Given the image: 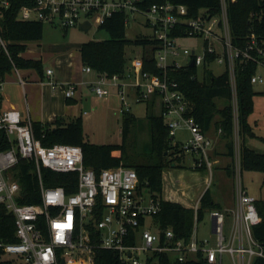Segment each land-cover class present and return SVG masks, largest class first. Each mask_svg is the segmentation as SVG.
Instances as JSON below:
<instances>
[{"label": "built area", "instance_id": "2783aa9c", "mask_svg": "<svg viewBox=\"0 0 264 264\" xmlns=\"http://www.w3.org/2000/svg\"><path fill=\"white\" fill-rule=\"evenodd\" d=\"M228 6L229 0H220L217 13L211 8L193 13L180 0H155L154 3L152 0H33L31 5L20 8L16 20L48 24L68 32L86 22H90L92 28L101 27L116 14L126 16L128 28L136 16L144 17L153 30V36L149 37L151 44L147 46L150 54L140 59L131 58L121 75L96 73L97 81L90 87L101 98L110 95L109 86L117 87L122 96L123 114L131 113L127 98L135 103L154 101L172 144L178 145L186 156L193 157L195 170L204 169L207 191L213 185L217 164L211 155L215 138H220L223 131L219 129L214 137L203 129L195 120L179 81L172 75L189 68L203 74L206 68L225 66L233 93L237 142L236 132L240 137L237 72L247 64H256L258 71L252 77V84L264 82L259 74L264 68V36L252 33L244 48L237 47L233 42ZM10 7V0H0V18ZM187 40H201V44L190 49L185 44ZM0 42V54L15 65L1 33ZM149 56L152 62L148 65L152 63L160 75L146 70L145 59ZM83 71L95 73L89 66ZM45 74L51 88L58 91L54 71L47 69ZM5 84V77L0 75V210L15 218L18 242L0 244L4 250L2 264H94L101 250L117 253L120 264H160V258H170L171 254L177 256L175 262L179 263L254 264L256 259H264V244L254 236V228L262 220L256 199L243 186L237 145V166L233 173L238 190L236 208L208 211L212 218L211 236L201 238L200 199L193 207L191 237L178 238L172 228L162 230L155 221L163 201L178 199L174 183L169 195L165 197L163 191L160 199L150 191L147 181H141L135 168L122 165L98 172L86 166L81 146H45L35 137L33 121L5 106ZM62 89L67 99L75 98L76 88L71 83L62 84ZM180 131L187 132L184 142L176 141ZM22 165L37 176L38 203H21L24 198L20 180ZM44 169L63 176L64 185H48L47 180L56 179L45 178ZM229 216L233 217V222L226 235Z\"/></svg>", "mask_w": 264, "mask_h": 264}, {"label": "trees", "instance_id": "16d2710c", "mask_svg": "<svg viewBox=\"0 0 264 264\" xmlns=\"http://www.w3.org/2000/svg\"><path fill=\"white\" fill-rule=\"evenodd\" d=\"M11 7L0 18V33L7 42L9 52L16 67L35 68L42 75L41 61L26 60L21 54L26 51L29 42H41L44 37V24L20 22L16 20L21 7L31 5L33 0H10ZM155 0H152L154 3ZM186 3L193 13H198L202 8H211L214 13L220 10V0H180ZM229 19L233 42L237 47L244 48L248 37L255 33L264 36V0H229ZM124 14H116L110 18L102 28L110 33L107 41H89L82 45L80 53L84 66L91 67L95 73L107 76L121 75L125 72L130 61L126 57V47L132 44L145 48L151 44L149 37H138L134 41L127 38V25ZM151 56L146 57V70L160 75V71L148 62H152ZM13 63L4 54H0V75L6 76L11 72ZM256 64H247L237 72L238 106H239V136L242 172L264 173V154L256 152L247 145L248 138H256L254 126L250 123V117L254 113L255 97L257 95L252 77L257 73ZM201 72L189 68L173 73V77L179 81L181 90L192 106V114L195 120L206 132L217 133L222 129L220 138L227 141V157L233 158L235 152V124L232 106V88L228 71L216 75L212 68H206ZM196 75V79H193ZM221 101L227 104L220 106ZM148 120L150 124L151 148L139 161L129 160L126 146L123 145H98L86 140L82 119L66 120L57 118L53 124L34 123L35 137L45 145L68 144L81 146L84 151L85 164L100 172L103 169H111L131 163L140 176L142 182H148L150 191L158 198L163 197L164 170L175 164L178 167L184 162L186 155L174 146L169 136L165 121L156 112L154 101L148 102ZM136 122V116L132 113L124 114L123 132L127 138L131 123ZM264 141V139L262 138ZM125 166V165H124ZM28 166H21V183L24 198L21 203L40 202L37 192V176L29 173ZM18 172V166L15 169ZM227 173L233 176V162L227 167ZM204 171V169H202ZM45 178L56 179L54 182L47 180L48 185H64V177L47 169L43 170ZM18 178V173H17ZM49 181V182H48ZM72 192L73 190H68ZM161 212L155 216V221L160 229L172 228L178 238L189 239L194 226V210L186 208L177 202L163 201ZM256 207L261 217V222L254 228L255 238L264 244V195L256 199ZM213 209H221L210 193L205 191L200 200L198 211L199 221H202L206 213ZM15 218L7 211L0 210V244L17 243ZM4 250L0 247V264L3 263ZM94 264H120L117 253L107 250L98 252ZM160 264H204L202 261L179 263L172 262L169 257L160 258ZM254 264H264V259H256Z\"/></svg>", "mask_w": 264, "mask_h": 264}, {"label": "rangeland", "instance_id": "374dc122", "mask_svg": "<svg viewBox=\"0 0 264 264\" xmlns=\"http://www.w3.org/2000/svg\"><path fill=\"white\" fill-rule=\"evenodd\" d=\"M127 38L134 41L140 36H153V30L146 24V19L142 16H136L132 21L131 28H127ZM44 39L41 42H29L26 51L21 54L26 60L41 61L43 71L51 69L54 73L63 76V82H58V91L63 95L65 102V90L62 89V84L71 83L76 88V96L74 100L68 99L67 104L69 110H72L74 118L82 119L83 131L86 140L90 143L98 145H125L129 160L139 161L151 148L150 124L148 120V110L145 103H135L133 100L127 101L131 105V113L136 116V122L131 123L130 132L127 138L123 132V102L119 89L115 86H109L110 95L104 98L97 96L91 89L90 84L97 81V74L84 73V64L81 59L80 47L83 43L89 41H107L110 39V33L98 26H94L90 32L81 31L79 27L69 30L66 34L61 28L53 29L50 25L44 24ZM42 44H47L46 49L42 48ZM185 44L188 48H198L201 40H187ZM2 49L0 42V51ZM142 55H147L143 47L135 44L126 47V57L128 61L132 59H140ZM225 70L223 65H215L213 72L216 75H221ZM264 78V68L259 72ZM54 78V77H53ZM42 73L35 68L18 67L13 64L11 72L5 76V94L11 93L18 97V86L13 82L32 84L42 82ZM55 80V78H54ZM44 84L49 82V79L44 76ZM257 93L255 97L254 113L250 117V123L254 126L257 134L256 138H248L247 145L256 152L264 154V82L254 85ZM127 97V96H126ZM227 104L226 101H221L220 106ZM23 118H25L23 116ZM213 136L216 133L212 130ZM237 135L234 141L235 152L233 158L226 156L228 153L227 141L223 138H215L214 153L212 159L219 161L214 167V181L210 188V193L214 200L223 206L234 210L237 206V187L233 176H230L226 167L229 162H233V173L237 166V152L240 149V137ZM187 139V132H178L176 141ZM237 145V152H236ZM224 152V155H222ZM216 156H215V155ZM231 159V160H230ZM194 159L191 155H187L184 162L178 167H171L164 170L165 178V197L172 191L178 193L177 203L182 206L192 209L201 193L205 192V172L195 170L193 168ZM125 166L134 167L131 163H125ZM242 182L246 191L255 199H261L264 195V173L262 172H243ZM174 183V185H173ZM178 189V190H177ZM182 193V194H181ZM203 195V194H202ZM201 199V198H200ZM233 217L227 218L225 233L230 232V227L233 222ZM212 218L210 213H206L204 219L199 224L200 237L205 238L211 236ZM170 259L177 261L175 254L170 255Z\"/></svg>", "mask_w": 264, "mask_h": 264}, {"label": "crops", "instance_id": "0c3cea01", "mask_svg": "<svg viewBox=\"0 0 264 264\" xmlns=\"http://www.w3.org/2000/svg\"><path fill=\"white\" fill-rule=\"evenodd\" d=\"M52 28L55 29L54 27ZM66 33L67 32H65V34ZM46 45L47 44H42V48L46 49L47 47ZM45 72L46 71H44L42 75L43 79L44 76L46 77ZM54 78L55 80L60 82H63L61 80H64L63 76L58 74V72L54 74ZM43 79L40 84L36 82H31L32 84L13 82L15 85L18 86V90L20 94L18 93V97H17L15 94L13 95L11 93H6L5 106L7 108L16 109L20 111L22 115L25 117L24 119H31L33 123L53 124L56 122L57 118L59 117H63L67 121L70 119H76L74 118L72 110H69V105L67 104L68 99L65 97L66 103H64L62 100L63 94L60 93L59 91H54L48 83L42 84L44 83ZM216 138L219 139V137ZM222 155H224V152ZM218 162L219 161H217V163ZM230 164L231 161L229 162L227 167H229ZM202 194L204 193H201L196 203L199 202L200 198L203 196ZM177 201H179V199H176V201L173 202H177ZM188 206H194V205L188 204ZM220 206L221 209H225V210L228 209V208H223L222 205Z\"/></svg>", "mask_w": 264, "mask_h": 264}, {"label": "water", "instance_id": "95a60500", "mask_svg": "<svg viewBox=\"0 0 264 264\" xmlns=\"http://www.w3.org/2000/svg\"><path fill=\"white\" fill-rule=\"evenodd\" d=\"M80 29H81V31L88 33V32L91 31V29H92V25H91L90 22H86V23H83V24L80 26ZM194 66H195V63L193 62V63H192V67H194ZM172 167H175V164H173ZM63 264H64V262H63Z\"/></svg>", "mask_w": 264, "mask_h": 264}]
</instances>
